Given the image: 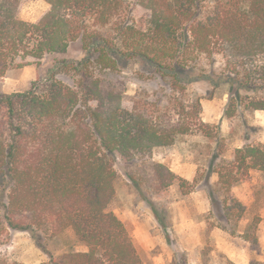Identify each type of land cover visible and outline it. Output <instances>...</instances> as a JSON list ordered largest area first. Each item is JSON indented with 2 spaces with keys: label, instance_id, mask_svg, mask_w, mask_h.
<instances>
[{
  "label": "trees",
  "instance_id": "obj_1",
  "mask_svg": "<svg viewBox=\"0 0 264 264\" xmlns=\"http://www.w3.org/2000/svg\"><path fill=\"white\" fill-rule=\"evenodd\" d=\"M21 1L0 0V81L10 68L41 66L47 55L60 60L27 92L0 93V237L9 230L28 232L48 253L46 236L71 229L87 251L72 254L68 264H147L125 223L109 211L120 179L116 166L120 162L139 188L160 193L177 181L183 187L186 181L162 163H150L138 177L129 169L204 127L201 99L169 117L161 109L127 107L96 70H117L122 60L137 59L183 94L184 74L201 57L219 53L247 86L255 60L264 57V0H210L209 7L207 0H133L139 18L132 21H124L128 0H43L50 9L36 23L19 17ZM106 27L111 35L97 30ZM75 43L85 54L81 60L71 55ZM249 107L264 111V99L250 100ZM251 170L264 175L261 145L237 149L232 163L212 170L226 194L223 218L232 235L248 208L231 193ZM215 196L212 202H218ZM259 220L240 231L254 245ZM43 264L56 263L51 258Z\"/></svg>",
  "mask_w": 264,
  "mask_h": 264
},
{
  "label": "rangeland",
  "instance_id": "obj_2",
  "mask_svg": "<svg viewBox=\"0 0 264 264\" xmlns=\"http://www.w3.org/2000/svg\"><path fill=\"white\" fill-rule=\"evenodd\" d=\"M210 2L207 0L204 5L209 7ZM128 3L124 21L138 19V8L133 0ZM49 9L43 0H22L19 17L36 23ZM97 30L104 35L112 32L110 27ZM71 55L76 60L85 57L79 43L71 46ZM58 60L57 55H47L39 67L10 68L0 81V93L27 92L32 82L45 77ZM96 75L122 96L127 107L140 104L152 113L161 109L168 117L178 113L182 104L189 109L195 98L201 99L200 120L204 127L179 136L171 147L155 149L151 158L139 159L129 169L138 177L150 163L159 162L186 181L183 187L177 181L160 193L145 184L139 188L128 180L120 162L116 166L120 179L109 211L125 223L142 260L147 264H264V175L251 170L246 181L231 193L248 208L240 231L252 219H260L258 243L254 245L245 241L240 231L232 235L225 229L223 201L226 194L218 185V175L212 173L214 168L232 163L237 149L245 145L264 147V111H252L249 107L250 100L264 99V57L255 60L247 86H241L236 80V72L221 54L201 57L194 68L184 74L188 82L183 94L173 92L151 65L137 59L122 60L117 70H96ZM60 79L66 84L72 83L71 77ZM228 110L232 117L226 116ZM189 122L196 123L191 117ZM186 164L195 172L190 180L178 173ZM214 194L218 202H212ZM148 201L156 207L165 227L159 224ZM150 225L153 227L150 241L146 242L142 234L136 237V227ZM182 225L188 228L184 230ZM46 237L48 253L37 247L28 232L9 230L0 237V262L43 264L52 258L56 264H68L72 254L87 250L71 229L53 238Z\"/></svg>",
  "mask_w": 264,
  "mask_h": 264
},
{
  "label": "crops",
  "instance_id": "obj_3",
  "mask_svg": "<svg viewBox=\"0 0 264 264\" xmlns=\"http://www.w3.org/2000/svg\"><path fill=\"white\" fill-rule=\"evenodd\" d=\"M173 173L175 172V171H172ZM180 175L179 176H181L182 178H185V179H187V180H190V179H192L194 176H195V172H194V170H193V167H191L190 165H183V166H181L180 167V169H179V172H178ZM186 173H189V176H187V174ZM185 229L184 230H186L188 227H185L184 225H182ZM151 228H153V227H151V225H150V227H145V228H142V227H136L135 228V230H134V234L136 235V237H137V235L139 234H142L143 235V237H144V239H146V242H148V241H150L151 239H150V230H151ZM87 250H84V252H86Z\"/></svg>",
  "mask_w": 264,
  "mask_h": 264
}]
</instances>
